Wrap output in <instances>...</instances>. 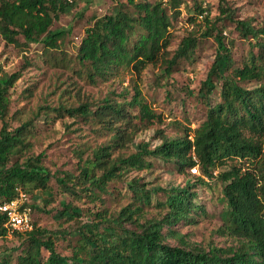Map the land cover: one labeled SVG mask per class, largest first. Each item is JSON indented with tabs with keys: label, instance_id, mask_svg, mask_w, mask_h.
I'll return each mask as SVG.
<instances>
[{
	"label": "trees",
	"instance_id": "obj_1",
	"mask_svg": "<svg viewBox=\"0 0 264 264\" xmlns=\"http://www.w3.org/2000/svg\"><path fill=\"white\" fill-rule=\"evenodd\" d=\"M73 2L0 0V35L14 44L18 43V35H22L26 41H42L46 48H57L64 31L51 29L50 25ZM182 2L126 0L127 5L117 2L110 11L94 16L85 28L76 57L85 66L90 82L107 80L121 70L139 76L148 63L159 59L169 73L178 59L193 53L198 37L213 36L217 50L199 87L207 103L206 117L181 135H162L161 141L153 146L141 141L136 150L111 156L114 148L132 140L135 128L130 123L127 105L138 107L136 116L140 120L153 122L161 117L143 99L136 85L129 98L118 101L107 96L94 109L89 102L53 107L58 114L97 118L113 129L107 142L86 155L85 149L76 147L78 174L72 181L64 175L58 176L57 181L94 195L93 187L105 190L109 179L126 170L151 167L153 158H159L174 163L179 170L190 169L197 163L199 173L191 172L197 174L193 182L181 189H166V198L161 202L165 211L159 217L145 214L144 207L150 203L152 191L142 183L130 184L135 193L133 201L117 212L106 208L92 210L88 221L69 230L76 235L69 254L56 249L54 236L64 229L47 231L32 220L31 228L11 232L5 225V214L0 212V236H24L15 259L12 247L0 251V264H264V24L256 26L251 19L236 17L227 0H218L215 15H210V8L201 0H194L192 13L184 7L187 19L199 18L204 29L198 33L190 30L168 56L170 26L180 16ZM224 19L234 22L238 33L248 39L249 50L240 63L218 28L217 23ZM19 76V70L0 73V202L14 197L18 190L29 195L28 191L46 189L50 178L42 164L44 152H29L31 121L8 127L5 119V95ZM217 87L219 99L211 102L210 96ZM121 119L124 126L116 124ZM213 178L222 183L225 200L221 229L237 239V243L201 247L166 242V236L178 235L173 224L192 221L193 212L201 207L192 199L195 194L192 188ZM59 212L66 218L79 216L69 201ZM43 249L47 250L44 257Z\"/></svg>",
	"mask_w": 264,
	"mask_h": 264
},
{
	"label": "rangeland",
	"instance_id": "obj_2",
	"mask_svg": "<svg viewBox=\"0 0 264 264\" xmlns=\"http://www.w3.org/2000/svg\"><path fill=\"white\" fill-rule=\"evenodd\" d=\"M193 1L183 0L182 12L170 26L168 56L177 48L182 36L190 30L198 33L204 29V24L199 18L195 21L187 19L186 9H190L192 13ZM201 1L210 8V15L218 13V0ZM117 2L125 4L126 0H74L50 25L51 29L64 31L63 37L58 40L57 48H46L42 41H26L22 35H18V43L14 44L6 42L0 35V73L20 71V76L5 95V119L8 127H15L22 121H31L33 135L30 138L32 146L29 152H44L42 164L50 174L48 188L28 191L34 204L31 217L47 231L64 229L54 236L56 249L63 254L70 253L71 245L76 239V235L69 230H73L82 221H88L90 211L106 208L117 212L123 205L135 199L130 184L142 183L152 191L151 201L144 207L145 214L159 217L165 211L161 202L166 198V189H181L187 183L193 182L197 175L192 174L197 172L188 167L179 170L172 162L153 158L151 167L126 170L121 176L109 179L105 190L93 187L94 195L87 194L84 189L65 186L57 181V177L62 175L71 177L72 181L74 175L78 174V155L74 152L76 147L85 149L86 155L92 148L107 142L113 129L103 125L97 118L58 114L53 107L89 102L94 109L107 96L118 101L129 98L136 85L141 90L143 99L161 117L153 122L140 120L136 116L138 107L127 105L130 123L134 124L135 128L132 140L124 146L114 148L111 156L134 151L141 141L153 146L161 141L162 135H181L185 130L196 127L206 117L207 103L201 97L199 87L217 50V41L213 36L198 37L193 53L178 59L169 73L164 69V61L159 59L148 63L139 76L128 70H121L117 76L107 80H88L85 66L76 57L78 44L94 16L110 11ZM227 2L234 8L236 17L251 19L256 26L264 24V0ZM217 25L226 42L231 45L237 63H240L249 50L248 39L242 37L234 22L228 19L219 21ZM60 57L61 60H56ZM218 88L211 94V102L219 99ZM123 121L118 120L116 124L124 126ZM1 126L0 117V128ZM133 127H128V130ZM221 188L222 183L216 178L208 183L195 184L192 188L195 190L192 199L201 207L193 212L192 221L173 224L172 228L181 235L180 238L178 235H168L165 241L170 244L201 247H207L209 244H236L237 239L221 229L222 211L225 207ZM68 201L73 204V209L79 216H61L59 209ZM23 237L15 234L0 236V251L12 247L15 259L23 245ZM46 253L47 250L43 249V257Z\"/></svg>",
	"mask_w": 264,
	"mask_h": 264
},
{
	"label": "built area",
	"instance_id": "obj_3",
	"mask_svg": "<svg viewBox=\"0 0 264 264\" xmlns=\"http://www.w3.org/2000/svg\"><path fill=\"white\" fill-rule=\"evenodd\" d=\"M73 2L74 0H66ZM193 172L199 173L198 164L190 167ZM31 199L24 190H18L17 194L0 202V212L5 214V225L9 231L29 229L32 226Z\"/></svg>",
	"mask_w": 264,
	"mask_h": 264
}]
</instances>
